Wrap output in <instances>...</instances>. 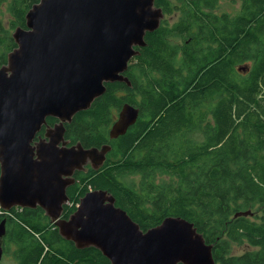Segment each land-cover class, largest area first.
I'll list each match as a JSON object with an SVG mask.
<instances>
[{"label": "trees", "instance_id": "trees-1", "mask_svg": "<svg viewBox=\"0 0 264 264\" xmlns=\"http://www.w3.org/2000/svg\"><path fill=\"white\" fill-rule=\"evenodd\" d=\"M40 2L0 0L10 15L9 27L0 16V68L18 47L12 30L26 28ZM155 4L164 17L136 47L125 72L131 85L107 82L65 124L70 144L112 149L99 168L75 173L63 215L91 188L104 189L144 230L181 216L213 245L217 264H264V0H241L234 13L219 11L220 0ZM125 103L139 108L138 120L112 139ZM16 225L19 264H112L96 247L65 239L39 206L17 212Z\"/></svg>", "mask_w": 264, "mask_h": 264}, {"label": "water", "instance_id": "water-1", "mask_svg": "<svg viewBox=\"0 0 264 264\" xmlns=\"http://www.w3.org/2000/svg\"><path fill=\"white\" fill-rule=\"evenodd\" d=\"M163 17L155 0H41L29 10L26 28L13 34L18 47L0 68V205H40L65 239L96 247L112 264H217L194 222L168 216L144 230L108 190H90L69 219L61 217L75 172L88 163L99 168L112 149L69 146L65 124L90 108L107 82L131 85L125 72L136 47L146 45ZM139 114L125 103L110 137L124 135ZM51 116L59 120L54 126ZM45 125V137L34 144ZM4 232L2 224L0 239Z\"/></svg>", "mask_w": 264, "mask_h": 264}, {"label": "flooded vegetation", "instance_id": "flooded-vegetation-1", "mask_svg": "<svg viewBox=\"0 0 264 264\" xmlns=\"http://www.w3.org/2000/svg\"><path fill=\"white\" fill-rule=\"evenodd\" d=\"M247 72L248 71H245V74ZM41 137L42 138L45 137V134L44 135L38 134V136L36 137L35 141H33L34 144L37 143ZM68 145L70 146L72 144L68 143ZM87 166H91L92 167V163H88ZM87 166H86V168H87ZM0 175H1V163H0ZM74 177H75V174H74ZM75 181H76V178H75ZM90 190H93V189L91 188ZM67 195H68V193H67ZM68 198L69 199H68L67 203L64 204L63 212H64V209H65V206L67 204H71L69 195H68ZM79 203L77 204V208H78ZM38 206L41 207L40 205H38ZM0 208L2 209V210H0V225L3 224L4 227H5V232H4V234L2 235V237L0 239L1 246H2V256L0 258V264H3L2 262L5 261V260H6V262H9V261L12 260V261L15 262V264H19L18 257H17L18 243H17V239H16L18 237L17 236L18 229H17V225H16L17 224V212H20L22 209H25V208L34 209L36 207H21V206H18V205H14V206H11V208L9 210H6L3 207H1V205H0ZM41 208L46 212V210L43 207H41ZM77 208L74 211H72V213H70L67 217L64 216L63 212H62L61 217L64 218V219H69V217L77 210ZM46 214H47V212H46ZM56 227H57V225H56ZM57 228L59 229V227H57ZM69 241L75 244L74 241H72V240H69ZM77 260H79V259H77Z\"/></svg>", "mask_w": 264, "mask_h": 264}, {"label": "rangeland", "instance_id": "rangeland-1", "mask_svg": "<svg viewBox=\"0 0 264 264\" xmlns=\"http://www.w3.org/2000/svg\"><path fill=\"white\" fill-rule=\"evenodd\" d=\"M240 5H241V0H220V7H219V11H226V12H231V13H234L236 10H238L240 8ZM0 16H1V19H2V22L7 26L9 27V18H10V15L7 13L6 11V5H3L1 8H0ZM170 21H174V17H167ZM16 30V29H15ZM15 30H12V34L15 33ZM117 115H118V112H117ZM116 115V118H118ZM247 249V246L244 245V246H236L235 247V253H241L242 251L246 250ZM3 261L2 263L3 264H15L14 261H9V262H6Z\"/></svg>", "mask_w": 264, "mask_h": 264}, {"label": "bare ground", "instance_id": "bare-ground-1", "mask_svg": "<svg viewBox=\"0 0 264 264\" xmlns=\"http://www.w3.org/2000/svg\"><path fill=\"white\" fill-rule=\"evenodd\" d=\"M58 227V226H57Z\"/></svg>", "mask_w": 264, "mask_h": 264}]
</instances>
